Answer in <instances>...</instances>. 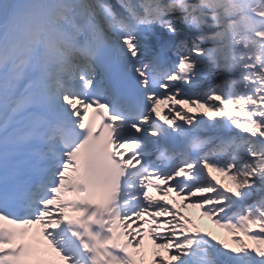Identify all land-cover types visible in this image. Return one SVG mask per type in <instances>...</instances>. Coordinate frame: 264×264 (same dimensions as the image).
I'll return each instance as SVG.
<instances>
[{
  "label": "snow or ice",
  "instance_id": "obj_1",
  "mask_svg": "<svg viewBox=\"0 0 264 264\" xmlns=\"http://www.w3.org/2000/svg\"><path fill=\"white\" fill-rule=\"evenodd\" d=\"M0 264H264V0H0Z\"/></svg>",
  "mask_w": 264,
  "mask_h": 264
},
{
  "label": "rangeland",
  "instance_id": "obj_2",
  "mask_svg": "<svg viewBox=\"0 0 264 264\" xmlns=\"http://www.w3.org/2000/svg\"><path fill=\"white\" fill-rule=\"evenodd\" d=\"M171 203V202H170ZM194 213V218L198 217V210L193 211ZM190 214V213H188ZM198 220V224L199 227L201 229V227L204 228V230H210L212 231L215 235H217L218 237H225L227 234L225 233V231L223 229L217 228L215 225H213L211 223L210 220L206 219V218H199ZM203 231V230H202ZM247 242V241H246Z\"/></svg>",
  "mask_w": 264,
  "mask_h": 264
},
{
  "label": "bare ground",
  "instance_id": "obj_3",
  "mask_svg": "<svg viewBox=\"0 0 264 264\" xmlns=\"http://www.w3.org/2000/svg\"><path fill=\"white\" fill-rule=\"evenodd\" d=\"M176 206H178V202ZM193 211H196V209L189 208L187 210V212L190 213L191 215H194ZM150 249H151V241L147 237H145V250L150 251Z\"/></svg>",
  "mask_w": 264,
  "mask_h": 264
}]
</instances>
